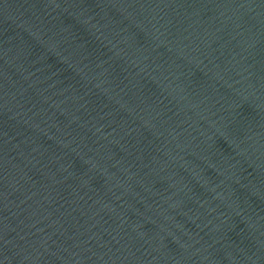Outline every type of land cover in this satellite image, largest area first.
<instances>
[{"label":"water","instance_id":"obj_1","mask_svg":"<svg viewBox=\"0 0 264 264\" xmlns=\"http://www.w3.org/2000/svg\"><path fill=\"white\" fill-rule=\"evenodd\" d=\"M0 264H264V0H0Z\"/></svg>","mask_w":264,"mask_h":264}]
</instances>
